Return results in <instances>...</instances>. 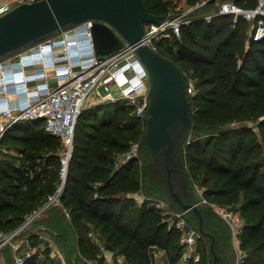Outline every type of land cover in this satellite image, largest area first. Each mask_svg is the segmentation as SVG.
<instances>
[{
	"label": "trees",
	"instance_id": "1",
	"mask_svg": "<svg viewBox=\"0 0 264 264\" xmlns=\"http://www.w3.org/2000/svg\"><path fill=\"white\" fill-rule=\"evenodd\" d=\"M174 1L143 0L150 13L163 19L171 14ZM198 1L185 0L190 6ZM206 1L203 12L189 16V22L179 28V38L172 39L177 51L172 50L171 39L156 45V52L181 71L185 86L188 77L194 81V93L187 95L194 128L188 142L177 150L172 165L177 171L171 181L184 203H198L201 209L206 234H201L200 260L195 264H234L227 256L228 234L208 204L240 214L243 226L238 241L244 256L239 264H264V38L249 40V22L233 24L230 16L217 14V0ZM232 1L253 8L257 0ZM206 13L211 15L208 21ZM122 103L81 111L58 201L19 237L28 238L37 249L25 264H38L39 252L44 254L43 262L52 261L47 245L41 247L38 232H46L56 245L64 244L66 264H80L82 258L102 264L89 243L92 229L105 249L122 255L126 264H152L151 248L163 251L167 264L178 262L180 234L169 224L170 214L148 202L164 198L175 211H181L180 206L170 194L162 160L151 154L145 142L146 119L136 117ZM40 123L19 122L0 139V148L6 150L0 149V232L20 227L61 183L62 144ZM134 143L140 156L115 168L118 155ZM138 159L143 163L134 169ZM198 176L204 183L201 200L207 203L203 206L183 182ZM136 193L145 198L138 205L132 197ZM185 214L199 232L198 216L192 211Z\"/></svg>",
	"mask_w": 264,
	"mask_h": 264
},
{
	"label": "built area",
	"instance_id": "2",
	"mask_svg": "<svg viewBox=\"0 0 264 264\" xmlns=\"http://www.w3.org/2000/svg\"><path fill=\"white\" fill-rule=\"evenodd\" d=\"M36 1L39 0H5L0 3V17L19 5ZM206 2L200 0L194 6L205 5ZM217 14L230 16L233 24L239 20L249 22V40L264 38V0H257L253 8H242L230 0L223 1L218 6ZM204 18L209 20L211 15ZM188 22L187 17H173L170 14L158 25L146 24L142 44L156 51L160 40L170 38L171 35L179 38L180 26ZM92 25V20L82 22L61 31L58 37L52 36L16 52L12 59L0 60V139L20 121H41L44 130L58 138L63 147L59 172L61 183L55 193L41 209L27 216L16 230L0 232V251L7 246L11 250L14 264H25L37 251L28 238L19 237L47 206L58 201L71 157L75 123L89 96L94 93L111 102L124 100L136 117L143 120L148 115L149 75L136 55L135 48L126 44L116 54L97 57L91 35ZM82 52L90 54L87 61L75 59ZM59 59L62 60L58 62ZM37 60L40 63L34 64ZM7 65L9 69L5 67ZM9 82L14 85L8 86ZM0 149L6 152L4 148ZM137 151L138 144H132L127 151L118 155L114 167L137 157ZM144 199L140 197L139 202ZM201 201L207 203L204 199ZM148 204L165 210L163 202L149 200ZM208 205L229 225L235 236L239 235L243 220L238 212L219 205ZM170 222L180 234L182 251L177 264L197 263L200 260L197 247L202 240L201 233L189 226L185 212L173 213ZM97 248L98 256L103 259L102 264H121L116 262L113 253L104 246L97 244ZM18 251L20 254H17ZM38 258H44V254L39 252Z\"/></svg>",
	"mask_w": 264,
	"mask_h": 264
},
{
	"label": "water",
	"instance_id": "3",
	"mask_svg": "<svg viewBox=\"0 0 264 264\" xmlns=\"http://www.w3.org/2000/svg\"><path fill=\"white\" fill-rule=\"evenodd\" d=\"M88 20L93 21L91 35L97 57L116 54L128 44L135 48L147 70L145 142L151 154L163 162L173 200L181 212L192 211L198 216L199 232L205 235L198 203H184L171 181L172 173L177 171L172 167L177 150L188 142L194 128L185 78L171 61L142 44L144 26L158 25L163 20L150 13L143 0H39L19 5L0 17V60ZM210 248L213 250V242ZM217 259L214 254V260Z\"/></svg>",
	"mask_w": 264,
	"mask_h": 264
},
{
	"label": "rangeland",
	"instance_id": "4",
	"mask_svg": "<svg viewBox=\"0 0 264 264\" xmlns=\"http://www.w3.org/2000/svg\"><path fill=\"white\" fill-rule=\"evenodd\" d=\"M200 1V0H199ZM232 1V0H230ZM221 2L217 0L216 2V7L219 6ZM205 8V5H196V6H190L188 5L185 0H175L174 1V4L172 5V9H171V15L173 17H176V16H180V18H185V17H189L191 15H199V13L203 12ZM210 15V13H206L204 15V17ZM206 20V19H205ZM208 21V20H207ZM61 33V32H60ZM60 33H58L55 37H58L60 35ZM173 38H176V36H172L170 38H167V39H171L169 40V42L172 44L173 43ZM166 39V38H165ZM172 50L173 51H177V46L172 44ZM16 53L14 54H11L7 57H5L3 60H7V59H12L14 57ZM193 79L188 77V83L186 85V93L187 95H192L194 93V83H193ZM113 92L115 94H117V91L112 88ZM121 102L123 100H117V102ZM116 101H108V100H105L104 98H100V97H97L94 93L89 96V98L84 102V105H83V109H86V108H89V107H94V106H98V105H105V104H108V103H114ZM123 104V103H122ZM100 115V114H99ZM148 117V115H147ZM146 117V119H147ZM20 122H25V121H20ZM19 123V122H18ZM17 124V123H16ZM248 126H254L253 123H246ZM40 125H42V122L40 123ZM190 138V137H189ZM189 140V139H188ZM140 156V152H139V145H138V151H137V157ZM143 161L142 159H138V161L136 162V164L133 166L134 169L135 168H139L141 167ZM183 182L186 184V187H187V191H189L190 193L193 194V196L195 197V200L196 201H200L201 200V192H202V188H203V185L204 183L202 182L201 180V177L198 176V177H195V178H190L188 181L183 179ZM175 191V190H174ZM177 192V191H175ZM179 194V192H177ZM180 195V194H179ZM132 197H137L136 199L137 200H134L136 201L135 203L138 205L139 202V198L140 197H144V194L143 193H136L134 194ZM153 201H160V202H163L164 203V209H165V212L166 213H169L170 214V218H169V224H171L170 221H172V216H173V213L175 212H178V211H175L169 204V202L164 199V198H161V199H153ZM201 206L205 205V203H203L201 201ZM214 217L216 218V220L220 223L221 227H223L226 231V233L228 234V247H226V251H227V255H228V258L234 263V264H239L240 263V259L241 257L243 256V252L239 250V241H238V235L235 236L233 234V231L231 230V228L229 227V225L214 211V209L209 206ZM186 216V214H185ZM32 226V225H31ZM190 226V225H189ZM36 229L39 228V225H35ZM190 227H193L192 225ZM31 228V227H30ZM29 228V229H30ZM43 241L42 242V246L41 247H45L46 245L48 246V243L50 244V250L53 251L54 254H56V258H53L54 259V262L57 263V264H66V248L64 247V244L61 243V244H58L56 245L54 243V239H52V243ZM89 243L91 245H94V247L96 248V250L98 251V248H97V244H102V241H101V237L99 236L97 230H94L92 229L89 233ZM8 247L5 246L1 249L0 251V264H4L3 260L5 259L7 262V260L9 261V264H12L11 261H13V256L11 259H9V253H8ZM19 253L17 254H20V251H18ZM62 256V258H60V256ZM150 256H151V262L152 264H166L165 262V255L164 253L159 250V249H156V248H151L150 249ZM3 259V260H2ZM43 259L44 258H41L39 259V263H42V264H46L43 262ZM115 259H117V257L115 256ZM49 263V262H47ZM80 264H96L95 262L93 261H88L87 259L85 258H82L81 261H80Z\"/></svg>",
	"mask_w": 264,
	"mask_h": 264
},
{
	"label": "crops",
	"instance_id": "5",
	"mask_svg": "<svg viewBox=\"0 0 264 264\" xmlns=\"http://www.w3.org/2000/svg\"><path fill=\"white\" fill-rule=\"evenodd\" d=\"M5 0H0V3H2V2H4ZM135 200H137L136 198L137 197H133ZM38 234H39V237L41 238V246H42V242L43 241H45V242H50V243H52V238H51V236H49L46 232H38ZM46 243V244H47ZM47 248H50V244L48 243V246H47ZM221 251H222V254H224L223 253V249H221ZM163 252V251H162ZM8 253H9V259H11L12 258V254H11V250L10 249H8ZM164 253V252H163ZM50 258H51V260L52 261H47V262H49V263H47V262H44V263H46V264H55V262H54V259L53 258H56V254H54L53 253V251H51L50 250ZM60 256V258H62V256L61 255H59ZM115 256L117 257V259H115L116 260V262L117 263H121V264H126L125 263V261H124V258H123V256L122 255H114V258H115ZM228 256V255H227ZM3 260V259H2ZM6 260L4 259L3 260V262H4V264H9V261L7 260V262H5ZM12 262V264H14L13 263V261H11ZM165 262H166V264H167V260L165 259ZM38 264H42V263H38ZM63 264V263H62ZM177 264V263H176Z\"/></svg>",
	"mask_w": 264,
	"mask_h": 264
},
{
	"label": "bare ground",
	"instance_id": "6",
	"mask_svg": "<svg viewBox=\"0 0 264 264\" xmlns=\"http://www.w3.org/2000/svg\"><path fill=\"white\" fill-rule=\"evenodd\" d=\"M86 41H89V40L87 39ZM46 53H48V55H49V52H46ZM89 57H90V54H85V52H84V53L82 52V53H79L77 56H75V59L77 60L78 58H80V61L83 62V61H87V59H88ZM61 60H62V59H59L58 62L61 61ZM35 62H36V63H35ZM35 62H34V64H38V63H40L39 60H37V61H35ZM75 66H78V64H76ZM5 67L9 69L10 66L7 65V66H5ZM7 84H8V86H9V85H14V83H11V82H9V83H7Z\"/></svg>",
	"mask_w": 264,
	"mask_h": 264
},
{
	"label": "flooded vegetation",
	"instance_id": "7",
	"mask_svg": "<svg viewBox=\"0 0 264 264\" xmlns=\"http://www.w3.org/2000/svg\"><path fill=\"white\" fill-rule=\"evenodd\" d=\"M171 194V193H170ZM173 199V198H172Z\"/></svg>",
	"mask_w": 264,
	"mask_h": 264
}]
</instances>
